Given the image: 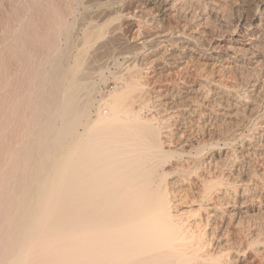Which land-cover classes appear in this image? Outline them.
I'll use <instances>...</instances> for the list:
<instances>
[{
    "label": "bare ground",
    "instance_id": "1",
    "mask_svg": "<svg viewBox=\"0 0 264 264\" xmlns=\"http://www.w3.org/2000/svg\"><path fill=\"white\" fill-rule=\"evenodd\" d=\"M0 264H264V0H0Z\"/></svg>",
    "mask_w": 264,
    "mask_h": 264
},
{
    "label": "rangeland",
    "instance_id": "2",
    "mask_svg": "<svg viewBox=\"0 0 264 264\" xmlns=\"http://www.w3.org/2000/svg\"><path fill=\"white\" fill-rule=\"evenodd\" d=\"M110 71H113V69H110ZM231 75V74H227L226 76H225V78H226V80H225V78H224V81L225 82H231V81H233L232 80V75L229 77V76ZM228 77H229V79H228ZM160 78V77H159ZM231 78V79H230ZM163 79H165L164 77H162L161 79H158V80H160V81H158L157 83L158 84H161V83H163ZM228 79V80H227ZM106 82H108V83H106ZM105 83H102V84H100V88L101 89H103V91L104 92H107L108 91V89L110 90L112 87H113V85H114V82H111L110 80H108V81H106ZM157 83L155 84V86L157 85ZM106 85V86H105ZM108 87V88H107ZM105 89H106V91H105ZM147 115L149 114V113H152V111H149V113H147V112H145Z\"/></svg>",
    "mask_w": 264,
    "mask_h": 264
}]
</instances>
